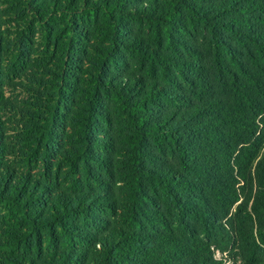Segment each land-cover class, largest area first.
I'll list each match as a JSON object with an SVG mask.
<instances>
[{"label": "trees", "instance_id": "obj_1", "mask_svg": "<svg viewBox=\"0 0 264 264\" xmlns=\"http://www.w3.org/2000/svg\"><path fill=\"white\" fill-rule=\"evenodd\" d=\"M211 248L264 264V0H0V264Z\"/></svg>", "mask_w": 264, "mask_h": 264}, {"label": "rangeland", "instance_id": "obj_2", "mask_svg": "<svg viewBox=\"0 0 264 264\" xmlns=\"http://www.w3.org/2000/svg\"><path fill=\"white\" fill-rule=\"evenodd\" d=\"M39 51L40 48L39 45H37L33 50L31 61L22 68L19 74H14L4 82L5 97L22 111L30 110L32 108L31 104L34 102L29 95L30 93L25 92L23 87L30 88L31 84H29L28 81L31 80L32 77L40 78V74L42 73L40 69H47L50 65L49 58L39 54ZM13 135H15L14 132ZM10 145L12 146V144ZM15 168L18 169L19 165H15ZM211 250L215 261L222 260V264H231L232 258L234 257L233 254H228V252L221 253L215 248H211Z\"/></svg>", "mask_w": 264, "mask_h": 264}]
</instances>
